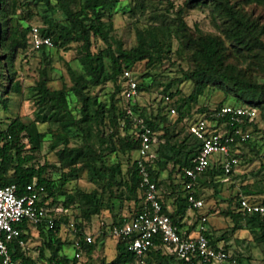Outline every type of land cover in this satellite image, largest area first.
<instances>
[{
	"label": "trees",
	"instance_id": "1",
	"mask_svg": "<svg viewBox=\"0 0 264 264\" xmlns=\"http://www.w3.org/2000/svg\"><path fill=\"white\" fill-rule=\"evenodd\" d=\"M240 1L246 5L264 6V0ZM120 2L121 0H0V109L8 111L11 99L9 95L21 93V84L16 80L15 62L22 52L41 53L45 61L50 63L49 51L52 48H35L33 44L34 26H30L29 22L35 16L34 10L45 13L42 15L43 25L38 28L44 37L52 38L53 48L69 51L73 45H78V60L82 67L79 71L68 66L72 84L68 86L65 83L59 89L49 86L48 73L42 70L41 79L33 89L38 115H43L44 121L49 124L50 149L56 153L57 165L36 164L37 154L46 134L38 133L33 136L30 125L20 119L13 120L6 128H2L0 122V184L16 185L19 196L28 194V186L34 182L45 187L46 193L38 206L55 219V227L50 229L42 225L38 228L44 236V244L40 248L41 259H45L48 264H79L83 255L92 259L97 243L94 240L92 243L88 242L89 234L83 223L75 225L76 239L73 243L75 247L79 243L76 249L80 256L70 258L61 253L65 243L58 237V233L63 224H69L66 212L70 205L75 204V197L67 186L70 182L79 180L84 172H89L91 181L96 185L92 192H78V204L85 225L103 211H110L114 215L113 224H122L145 210L146 190L141 185L138 156L127 172L121 162L110 161L113 154L138 155L141 141L126 112L127 108H131L154 133L155 143L147 166L152 180L158 185L159 199L164 205L165 214L184 236L193 234L201 217L206 216V236L210 244L216 248L222 246L243 264L244 255H235L226 245H221V241L227 238V232L219 237L216 236V231L209 229V214L201 215L200 210H195V215L199 214L198 220L190 227L186 222L191 210L189 191L186 189L189 179L185 178L181 169L192 167L194 159L201 152V142L189 128L188 134L180 138V134H176L171 127L164 126L169 122L166 115L148 113L139 101L143 93L161 87L163 101L169 107V113H172L167 98L172 102L177 93L173 89L182 80L163 83L148 71L141 76L143 81L139 83L134 69L145 62L148 69L156 70L172 61L174 56L187 55L192 67L184 74L185 80L192 81L194 89L179 110L176 126L192 118V106L198 103L210 87L223 89L242 103L234 105L235 107L256 109L264 119V82L256 79L252 72L247 71L249 69L242 70L240 62L242 59V62L251 59L252 66L263 67L264 31L243 8L231 4L230 0H188L178 8L172 0H165L166 7H159L147 0H137L135 8H131L129 12L133 14L140 10L144 15L148 11L150 14L147 23L136 28L135 44L128 49L122 41H114L112 35L114 29L111 10ZM201 7L210 8L213 15L220 18V29L225 39L200 30L194 32L188 26L185 20L187 12ZM19 10L22 11L20 18L16 16ZM96 40L103 42L105 47L94 50ZM225 41L231 43L230 47ZM252 70L254 72L255 69ZM126 71H131L138 84V97L132 100H126L124 96L128 83ZM7 78L8 85L5 84ZM107 84L114 87L109 104L98 101V96L93 94L94 90ZM224 106L226 105L221 104L215 110L200 108V118L194 121L201 118L216 120L212 115ZM259 115L253 121L246 119L243 124L230 126L229 129L233 131L241 128L250 133L252 139V136L261 131L257 122ZM218 123L222 124L223 121L218 120ZM215 129L219 131L218 128ZM251 139L242 141L236 138L232 152L239 163L230 174H226L219 160L215 159L213 167L205 174L211 180L203 183L205 176L199 180L196 195L204 200L205 207L202 187L211 184L217 189L223 183L222 179L229 180L234 176L243 162L245 154L242 150L246 146H252ZM75 141L78 143L73 145ZM50 167L60 172L57 180L47 177ZM167 181L169 186L166 192L162 190V185ZM242 193L236 201L230 200V207L225 213L227 217L234 219L235 226L231 231H249L255 237L253 241L264 250V220L258 214L244 213L240 206L242 198L264 205V198L261 201L255 199L256 196H264V177L254 188L244 186ZM61 197H65L62 208L65 214L61 212L59 215L56 208ZM169 199L172 200L171 208L168 206ZM125 202L134 203L136 208L129 218H122L116 212L117 207ZM17 227L22 235L11 244L14 258L23 259L28 264H41L28 255L27 246L19 244L21 240L28 243L35 226L24 223ZM117 249L118 256L114 261L108 263L103 260L101 264H212L196 256L181 259L161 243L142 258L130 252L122 239L118 241ZM47 251L49 256H46Z\"/></svg>",
	"mask_w": 264,
	"mask_h": 264
},
{
	"label": "rangeland",
	"instance_id": "2",
	"mask_svg": "<svg viewBox=\"0 0 264 264\" xmlns=\"http://www.w3.org/2000/svg\"><path fill=\"white\" fill-rule=\"evenodd\" d=\"M22 2H28L29 0H21ZM153 2L159 7H166L165 0H147ZM176 7H182L188 0H172ZM137 0H121L111 10L112 18L111 23L113 25V40L122 41L126 48H131L135 44V32L137 27H142L148 21L150 12H146L145 15L137 10L135 13H130V9H134ZM231 4L238 5L251 16L252 20L258 23L260 28L264 31V6L258 5H246L240 0H230ZM55 3V1H54ZM19 7V6H18ZM18 10V9H17ZM17 12V11H16ZM21 10L16 14L17 17H21ZM34 18L29 22L30 26L41 27L43 25L42 15L43 11L34 10ZM51 16L50 13H48ZM185 20L192 31L200 30L206 34H212L215 36H221L225 39L221 32L220 26L221 20L219 17L213 15L210 8L201 7L187 12ZM264 42V33L262 35ZM230 47L231 43L225 41ZM177 43H175V49ZM78 45H73L69 51L63 49L57 50L52 48L49 51V62H46L41 53L22 52L15 62V69L17 70L16 80L21 84V93H11L9 110L6 111L3 108L0 109V122H2V128H6L13 120L20 119L24 123L30 125L31 133L33 136L39 134H46L44 138L41 150L37 154L36 164L38 166L57 165L56 153L50 149L51 135L48 134L49 124L44 121L43 115H38L37 108L34 103L35 93L34 87L41 79L42 70H46L49 76V86L53 89L61 88L65 83L71 86V80L68 73V66L76 70H82L80 62L78 60ZM105 45L101 41H95V49L99 50L104 48ZM241 62V69L252 72L254 77L260 82H264V65L262 68L259 66H252L251 59ZM235 62L234 60H231ZM191 63L188 60L187 55L174 56L173 60L167 62L165 65L158 67L156 70H150L146 67V63H140L134 69L135 77L138 82L141 83L143 79L141 76L150 71L163 83L171 82L172 80H182L178 86L173 90L176 93L175 98L170 102V108L175 109V113H169V107L163 101L162 88H154L151 92L143 93L139 98L140 104L145 108L148 113L157 115L159 113L166 115L168 121L164 126L171 127L176 134H180V138H183L188 134L189 125L196 119L200 118L198 110L200 108H209L215 110L219 105H241L233 95L227 94L223 89L218 87H210L205 92V95L200 97L197 104L192 106V118H189L186 122L176 126V120L179 116V110L184 106L186 99L191 95L194 89V83L192 81L185 80V73L191 69ZM252 67V68H251ZM255 69L254 72L252 69ZM8 85V78L5 83ZM114 92L112 84L99 87L93 91V94L98 96V101L105 104L110 103V94ZM120 102V106H122ZM259 113V112H258ZM257 119L260 132L252 136V146H246L242 152H244L243 162L241 167L236 171L235 175L227 179H222V184L216 189L213 185L208 184L206 187H202L204 199L206 201V207L200 210L201 215L209 214L210 230L216 231V236H222L227 232V238L221 241V245H226L232 253L244 255L243 264H264V250L253 241L255 237L247 230L238 231L233 233L231 230L235 226L234 219L227 217L225 213L230 207V200L236 201V198L243 195L242 188L244 186H257L260 184V180L264 177V119L261 113H259ZM176 126V127H175ZM220 132L226 129V124L223 125L217 123L216 127ZM78 141H75L73 145H76ZM256 145V146H255ZM158 145L155 146V149ZM137 154L132 156L121 154H113L110 156L111 162H121L124 166V171L130 168L134 160L137 158ZM167 174H165V177ZM47 177L57 180L60 177V172L53 167H50L47 172ZM210 181V177H204L203 183ZM220 181V180H219ZM169 182H165L162 185L163 191H168ZM96 188V185L91 181L89 172L82 173L81 177L77 181H72L68 184L67 189L75 197V204L70 205L67 209V219L69 224H63L58 233V237L65 245L63 246L62 255H66L73 258L77 255V249L74 246L76 239V226L79 223H83L87 229V233L91 236L94 242L97 243L96 251L91 258L83 255L80 258L79 264H85L90 262L92 264H101L103 260L110 263L114 261L118 256V239L115 238L111 232L110 227L114 222V215L110 211H103L100 216H95L89 223H84L81 217V209L79 207V191L92 192ZM264 196H256L255 199L261 201ZM65 197L60 198V202L56 208L59 215L63 213V202ZM53 201V200H52ZM50 201V202H52ZM168 202V206H172V203ZM235 204L232 205L234 208ZM174 209V208H173ZM136 211L134 203L125 202L123 205L117 207L118 216L122 218H129ZM62 212V213H61ZM65 214V213H63ZM198 216L190 217L193 222L198 220ZM40 230L35 231L34 235H31L27 243V253L32 258L39 260L41 264H48L45 259L40 257V248L44 244V236L39 235ZM49 252H46V256H49Z\"/></svg>",
	"mask_w": 264,
	"mask_h": 264
},
{
	"label": "built area",
	"instance_id": "3",
	"mask_svg": "<svg viewBox=\"0 0 264 264\" xmlns=\"http://www.w3.org/2000/svg\"><path fill=\"white\" fill-rule=\"evenodd\" d=\"M32 40L35 48L47 46L54 47L50 37H44L38 27H33ZM128 78L127 88L124 92L126 100L138 97V84L133 78L131 71L125 72ZM171 102L170 98H167ZM128 117L136 128L141 147L138 152L137 166L141 176V185L146 190L145 210L136 217L126 220L122 224H112L111 234L118 240L127 243L128 250L138 258H142L158 243L166 249L173 251L181 259L196 256L206 263L212 264H240L239 261L228 253L222 246H212L206 236L205 223L207 217L202 216L196 231L184 236L179 228L175 226L171 218L165 214L163 203L159 199L158 185L152 180L147 162L155 143L154 133L145 121L136 116L131 108L126 110ZM176 110L172 109V113ZM258 111L250 107H235L226 105L212 115L216 120L201 118L189 125L190 132L202 144L201 152L194 159L192 167L181 169L185 178L189 179L186 189L189 191V204L191 210H201L205 207L204 200L196 195V186L207 171L213 167L214 160H219L226 174H230L238 165L239 159L232 152V145L236 138L242 141L251 139V134L244 132L241 128L232 131L230 126L240 125L245 120L253 121L258 116ZM218 120L226 124L222 132L215 129ZM46 193L43 186L37 182L28 186V194L18 195L16 185L2 186L0 184V258L1 264H28L23 259H15L11 244L19 239L22 231L17 227L20 224L29 223L35 228L42 225L50 229L55 227V219L44 209L38 206ZM241 210L246 214H258L264 220V205L254 204L246 198L241 199ZM89 243L93 238H87ZM20 246L25 247L26 242L19 241ZM79 247V243H76ZM80 255L77 254V257Z\"/></svg>",
	"mask_w": 264,
	"mask_h": 264
},
{
	"label": "crops",
	"instance_id": "4",
	"mask_svg": "<svg viewBox=\"0 0 264 264\" xmlns=\"http://www.w3.org/2000/svg\"><path fill=\"white\" fill-rule=\"evenodd\" d=\"M169 207L171 208L172 206H169ZM194 215H195V211L190 210V211H189V217H194ZM186 222L188 223V226H189V227L192 226V224L194 223L193 220H192L191 218H188V219L186 220ZM37 230H38L37 228H34V229L32 230V234L34 235L35 231H37ZM39 235H41V233H39ZM26 246H27V244H26Z\"/></svg>",
	"mask_w": 264,
	"mask_h": 264
}]
</instances>
